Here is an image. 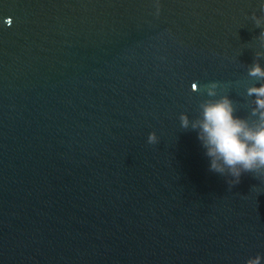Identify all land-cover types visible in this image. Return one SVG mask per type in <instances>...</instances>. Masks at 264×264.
<instances>
[{"label": "water", "instance_id": "95a60500", "mask_svg": "<svg viewBox=\"0 0 264 264\" xmlns=\"http://www.w3.org/2000/svg\"><path fill=\"white\" fill-rule=\"evenodd\" d=\"M253 64L260 0H0V264H264V175L180 123L254 122Z\"/></svg>", "mask_w": 264, "mask_h": 264}, {"label": "clouds", "instance_id": "9594fccd", "mask_svg": "<svg viewBox=\"0 0 264 264\" xmlns=\"http://www.w3.org/2000/svg\"><path fill=\"white\" fill-rule=\"evenodd\" d=\"M260 2L264 4V0ZM255 22L257 26L262 23L258 18ZM248 75L260 82L258 87L247 90V95L254 97L251 110L252 116L256 117L254 122L238 117L228 96L216 98L215 82L209 83L208 99L199 105L195 120L190 121L185 114L180 116L182 128L191 127L196 131L209 158V169L232 177V183L238 182L243 172L264 175V68L253 64ZM157 139L155 133H149L147 142L155 144ZM247 264H261V258H251Z\"/></svg>", "mask_w": 264, "mask_h": 264}]
</instances>
